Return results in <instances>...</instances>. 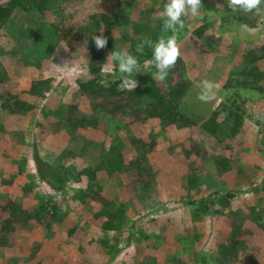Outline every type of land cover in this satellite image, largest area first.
<instances>
[{
  "label": "rangeland",
  "instance_id": "obj_1",
  "mask_svg": "<svg viewBox=\"0 0 264 264\" xmlns=\"http://www.w3.org/2000/svg\"><path fill=\"white\" fill-rule=\"evenodd\" d=\"M173 1L64 0L56 13L44 11L46 15L44 18L43 13H37L31 22L28 19H24L25 16L22 14H13L8 22L9 27H7V30L5 28L0 29V43L5 41V52L2 54L4 58L0 55V69H2L3 77L5 78L3 83H0V93H10L15 99L32 104L35 107L32 111L33 117L42 118L40 115L41 110L47 108L46 104L48 101L61 94L62 91L65 92L80 74L125 76V87L134 89L136 83L132 80V77L136 74L134 72L129 75L121 72L115 73L113 72L114 69L139 68L142 66L149 68L148 59L156 54V51L160 52V50L166 49L180 57L184 63V72H181L184 79L182 80L180 77L182 74L178 75L175 72L176 74L170 75V83L174 84L183 81L184 84L192 85L190 90L194 89L196 92H202V101L194 99V97L188 99L191 105L193 104L200 108V113L208 114L215 110L217 104L224 97H228L231 101L238 103L240 97H233L232 94L237 92L240 87L234 86L233 82L228 83L227 89L225 87L222 89V86L231 68H236L241 62V57L245 51L255 50L264 45V31H260L263 26L259 24L257 30H250L246 26L240 27V30H236L230 35L224 32L219 35L215 29V37L210 35V37L202 40L191 33L194 27L199 24L198 20L192 19L194 15L190 7H187L188 10H191L187 19L191 20L192 25L183 23L180 25L173 20H169V14L167 13H169L170 9L169 11H163L162 7L166 4H171ZM179 1L183 4L187 2V0ZM220 1L222 3L217 0H209L208 5L211 9L208 5L205 6V9L209 10V14L213 13L212 17L224 14L230 17L235 12L237 15L240 12L241 15L248 7H251L246 0H227L228 4L225 7L227 6L230 11L225 13L223 11L225 8L222 9V5L224 6L223 1L225 2V0ZM3 2L5 1L0 0V3ZM115 8L121 9L120 12L125 14L131 22L147 18L149 27H154V29L157 22L160 19H164V24L161 25L162 33L160 36L158 35L159 45L155 48H150L151 50L148 48L146 52L139 53L140 56L131 57L128 54L130 49L127 43L112 41L113 44L105 48L102 61L94 60L90 63L89 51L84 47L76 46L74 50L69 51L68 48H65L62 41H59L56 37H50L52 32L51 30L49 31V26L53 25L58 27V29L66 26L72 29V33H75L80 24L87 22L90 15H96L99 19H103V21L99 22L100 27L98 30L100 29V36L110 35L122 41L123 39L120 37L126 35L127 38L134 40V31L130 30L133 25L128 23L127 26H123L122 22L114 14ZM75 10L78 11L75 16L79 15L81 18L71 17V12ZM110 22L114 24L111 28H109ZM253 23L254 21L251 24L253 25ZM5 32L10 39L5 40ZM47 32L48 35L46 34ZM50 46L53 49H57L52 55V59L60 62V65H57L52 72H50V66L54 62H50L51 60H48V55H46L52 50ZM114 57L120 58L118 60V58ZM214 62L219 63L213 66L212 63ZM259 70H264V66L259 65ZM45 77L49 78L50 89L43 95L29 99L25 92L29 89L30 83L43 80ZM231 79L235 80L237 78L235 76ZM60 103L63 109L65 108L64 110H66V104ZM247 108H250V106H247ZM71 112L75 118L81 116L80 114L89 115L91 113L82 105L75 107ZM252 113L254 114V111ZM7 115V112L0 107V127L3 131L2 134L0 133V219L6 218V212L2 209L5 206V202L1 196L5 195V199L18 198L23 205L27 204L26 201H31L34 188L41 189L43 187V183L36 178L33 185L34 188L29 191L20 189L21 180L25 178L28 181V178H30L26 171L33 173L35 170V165L32 161L34 151L37 160L50 164L56 159L54 155H58L66 147L71 149V145L76 144L74 142L76 140L77 144L86 147L75 158L76 166H78L77 170H79L83 166L96 167L99 164L102 152L107 153L105 158L109 156L110 159H113L115 152L119 151L124 165H127L129 160L135 159L136 152L126 139L127 130L125 132V129H129L131 131L129 133H132L135 138L154 145L146 156V166H150L155 170L154 176L148 180V176L143 171H136L131 167H127L121 173L119 171L107 173L106 170L99 169L95 181L105 186L103 192L95 190L96 192L93 193L91 198L96 200H91L90 204L85 207L78 205L77 202L71 203L69 205L71 208L70 217L66 221L64 220L61 226H53L52 233L45 239L43 256L39 255L36 260L29 258L26 262L23 260L17 261L16 264H86L94 258L98 262H92L91 264H116L113 261L116 258V254L108 253L111 251L109 248L113 244L117 245V247L120 246L119 249L123 248V253L118 254L120 259L117 264H167L168 259H170L167 251L161 249L156 242H151V240L159 241L155 234L160 233L158 230L160 222L158 223V221L164 216H169L178 227L184 226L183 219H179L178 222L175 219L180 218L183 211L187 210L189 206L184 207L186 206L184 203H176V200H178L179 196L187 199L185 190L181 187L180 179L190 172V162L194 164L192 166L195 168L194 176L198 178L197 181L200 184V188L204 189L205 187L214 186L216 189L217 183L222 186V191H218L219 193L217 192L215 195L211 194V198L215 197L216 199L218 194L224 195L225 193H233L241 189L231 202L243 205L242 208L245 212L247 210L252 211L257 219L260 218L262 222L264 221V158L261 160L258 156L256 157V152L252 149L241 151V148L226 142L217 152L210 150L211 148L208 150L204 147L199 148L196 143L199 140H203V137L196 127L188 128L187 132L177 129L173 125L166 126L162 135H160L159 122L155 119L141 120L138 123L127 126V128H123L122 126H125L123 122L108 121L100 116L101 120L98 119L99 125L97 128L77 130L70 140L68 134L60 129V127L62 128V123L60 124L57 120H54L49 126L44 123L40 130L34 125L30 115L27 117H8ZM16 121L22 128L25 138L22 148L16 144L14 138L9 137V135H13L14 129H17L14 126ZM249 121L253 122L251 119ZM111 123L118 125V128L110 125ZM251 124V128H253V123ZM152 127L155 128V131H153L155 139L151 140L149 133H152ZM254 128L256 127L254 126ZM108 129H110L109 132ZM57 130L61 131L57 132ZM248 132L246 134L247 139L251 140L254 131L248 129ZM193 145L196 149L192 147ZM225 145L226 147H224ZM186 151H189L188 157L185 155ZM63 153L59 154V156L63 157L61 162L68 164L67 162L69 161L64 159L66 155H62ZM220 156L227 161L226 172H223L220 168L221 164H216V160L221 158ZM15 158H17L16 164L12 163ZM255 164L260 165V168L257 170V175L252 180L253 182L249 184L253 168L256 167ZM16 165L21 168L24 165L23 175L25 176H19L18 178L15 176L17 181L11 185L2 184L1 181L6 182L11 175L16 174ZM101 167L104 168L103 165ZM101 171L105 172V174ZM221 174H226L224 179ZM245 175L248 176L245 178ZM83 179L85 177L81 176V182L79 181L77 186L68 183L65 191L68 194H72L73 191L78 189L77 187L81 186L83 188ZM146 181L150 184L147 192L144 183ZM93 189L96 188L94 187ZM44 190L46 194H52L51 189L45 187ZM99 192L100 194H97ZM65 194L63 193L62 196L53 198L63 201L65 200ZM199 198V196L194 198V200H197L196 205H198ZM110 200L119 206L123 216L127 217L128 220L137 219L135 227L130 231L125 229V231H120L117 234L115 232L108 233V239L100 231L102 219H95L93 214L98 211L103 201L108 202ZM150 201L151 206L148 209L145 205ZM88 209L93 214H89ZM150 209L151 212L148 211ZM211 210L218 211L219 207L216 205ZM210 215L211 213L207 212L203 222L199 224L201 231L206 230V233L212 231V237L217 238L220 242L225 241V244L228 243L225 238L230 232L231 218L220 216L212 218ZM72 226H76L75 233L70 237L72 239H69L68 243L58 248L57 244L61 234L60 228H70ZM241 229L247 232L245 236L240 238L243 250L238 255L231 257L228 264H264V232L259 230L255 223L249 221ZM146 233L147 239H144L143 236ZM20 236L22 234L17 233L15 229L9 232L8 239L12 245L10 250H3L4 253L0 256V264L6 263L7 258L12 254L20 257V247L17 245ZM103 241L106 243L102 244ZM22 242L21 240L20 243ZM122 242L124 243L123 245H121ZM177 243L181 244L180 239L177 240ZM174 244L175 241L171 245L173 246ZM179 247L182 255L184 254V259L183 257L182 259L186 260L185 256L187 254L182 251V245ZM51 252L53 253L51 254ZM205 252H207L206 247L203 250V253ZM23 255L26 256L25 252Z\"/></svg>",
  "mask_w": 264,
  "mask_h": 264
},
{
  "label": "trees",
  "instance_id": "obj_2",
  "mask_svg": "<svg viewBox=\"0 0 264 264\" xmlns=\"http://www.w3.org/2000/svg\"><path fill=\"white\" fill-rule=\"evenodd\" d=\"M4 1L5 2L0 3V29L5 28L7 30V27H9L8 22L13 14H22L25 16L24 19H28L29 22H31L34 20V15L37 13H43V18L46 16L44 11L56 13L64 0ZM217 1L219 3L221 2L220 0ZM246 1L251 7H248L241 15L240 12L238 15L235 12L234 15L232 14L230 17L225 16V14L212 17L211 15H213V13L209 14V10L205 9L209 0H187L184 4L182 2L180 3L179 0H174L171 4H166L162 8L163 11H169L170 9L169 13H167L169 14V20H173L176 24L180 25L182 23L185 25L191 24V20L187 19V16L189 11L192 10L194 15L192 19L198 20L199 25L194 27L191 33L196 38L205 40V38L210 37V35L216 36L214 33L215 29L219 35L223 34V32L230 35L244 26L248 27L250 30H257L259 24H261L263 27L260 31L263 32L264 0ZM223 4L224 6L222 5V9L225 8L223 11L225 13L229 12L230 10L227 6L225 7L228 1H223ZM187 7H190L191 10H188ZM208 7L211 9L209 5ZM120 11L121 9L118 10L115 8L114 14L122 22L123 26H127L128 23L133 25L130 30L134 31V40L127 38L126 35L120 37L123 39L122 41L110 35L100 36V29L98 30L100 27L99 22L103 21V19H99L96 15H90L85 24H80L78 26V30L75 33H72V29L66 26L62 29H58V27H54L53 25L49 26V31L51 30L52 32V36L50 37H56L59 41H62L65 48H68L69 51L74 50L76 46L84 47L89 51L90 63L94 60L102 61L105 48L111 46L114 41L127 43L130 49L128 54L131 57L140 56L139 53L143 51L146 52L148 48L151 50L152 47L155 48L159 45L160 40L158 37L162 33L161 25L164 24V19H160L159 21L155 20L158 22L154 29V27H149L150 25L148 24L147 18L131 22L128 17ZM172 12H174V14H172ZM71 13V17L81 18L79 15L77 17L75 16L78 14V11L75 10ZM252 21H254L253 25L251 24ZM113 25L114 24L110 22L109 28ZM46 34L48 35V32ZM4 36L5 40L10 39L6 32ZM111 38L113 39L111 40ZM4 48L5 41L0 43V55L3 58L4 55L2 54L5 52ZM50 48L52 49L51 52L46 55H48V60H51L50 62H54L52 63L53 65L50 66V72H52L57 65H60V62L52 59V55L57 49H53L51 46ZM125 55L127 56V54ZM114 58H118L119 60L120 57ZM217 63L219 62H214L212 65L215 66ZM148 64L149 68L142 66L139 68L114 69L113 72H121L125 75L134 72L136 74L132 77V80L136 83L134 89L125 87V76H113V74H106L103 76L80 74L73 84L68 86L65 92L62 91L61 94L48 101L46 104L47 108L41 110L40 115L42 118H38L37 116L33 117L34 114L32 111L35 107L32 104L17 100L10 93H0V107L7 112L8 117L32 116L34 125L40 130L44 123L49 126L54 120H57L60 124L62 123V128L60 127V129L68 134L70 140L77 130L97 128L99 125L98 119L101 120L100 116L108 121L123 122L125 124V126H122L123 128H127V126L138 123V121L141 120L155 119L159 122L158 129L160 135H162L166 126L173 125L177 129L187 132L188 128L196 127L203 137V140H199L196 143L199 148L204 147L207 150L211 148L210 150L217 152V150L223 146L224 142L229 144L232 143L234 146L241 148V151H247L248 149L254 150L256 152V157L258 156L263 160L264 70L260 71L259 65L264 66V45L255 50L245 51L241 57V62H239L237 66L238 68L232 67L227 74L222 89L224 87L226 88L229 82H233L234 86L237 85L238 88L240 87V89H238L239 91L237 90V92L232 94L233 97H240L239 102L235 103V101H231L228 97H224L217 104L215 110L208 114L200 113V108L188 102V99L193 97L194 99L202 101V92H196L194 89L190 90L192 85L184 84L183 81L174 84L170 83V75L175 72L180 75L182 74L181 72H184V63L180 57L175 55L172 51L164 49L162 51L160 50V52L156 51V54L148 59ZM235 76L237 79L232 80L231 78ZM180 77L182 80L184 79L183 74L182 76L180 75ZM4 79L3 71L0 69V83H3ZM50 87L51 83L49 78L45 77L43 80L32 81L29 85V89L25 93L28 95V98L31 99V97L43 95ZM60 102L66 104V110H64L65 108L63 109ZM81 105L91 113L89 115L80 114L81 116L75 118L71 111L75 107H80ZM247 106H250V108H247ZM251 111H254V114ZM250 119L253 120V122H250ZM251 123H253V128H251ZM110 125L118 128V125L116 126L114 123ZM14 126L17 129H14L12 132L13 135L11 134L9 137L14 138L16 144L22 148L25 139L23 130L18 124V121L14 123ZM254 126L256 128H254ZM152 128V133H149L151 140L155 139L153 136L155 128ZM248 129L254 131L251 140L247 139L246 134L249 133ZM126 130V139L136 152L135 159L129 160L127 165H124L119 151L117 153L115 152L113 159H110L109 156L105 158L107 153L102 152L99 164L96 167L91 166V168H89L90 166H83L77 170L78 166H76L75 158L79 156V152L84 151L83 148L86 147L77 144L76 140H74L76 144H72V147H70L71 149L66 147L60 152H64L62 154L66 155L64 159H68L69 161L67 162L68 164L64 163L66 165L61 162L63 157L61 155L59 156L60 153L54 155L56 159H54L53 163L45 164L42 163L41 160H37L34 151L32 161L35 165V170L33 173L26 171V174L30 178L27 177L28 181L25 178L21 180L22 185L20 189L29 191L34 188L33 185L35 184L34 181L36 178L43 183L42 186L44 188L33 189V196H31V201L27 208H23L22 201L18 198L5 199V195L1 196L5 202V206L2 209L6 212V218L0 219V255L2 249L8 245L7 234L9 231L15 228L21 231L36 230L39 233V239H46L52 233L53 226H61L64 219L70 217L71 208L69 205L71 203L77 202L78 205L85 207L87 205L86 202L91 199L93 193L100 189L94 178L99 169H104L107 173L112 171H119V173H121L125 171L127 167H131L136 171H143L148 176V180L150 177L154 176L155 170L150 166H146V156L154 145L135 138L132 133H129L131 132L129 129H125V132ZM60 131L61 130H57V132ZM109 131L110 129H108V132ZM0 133H3L1 127ZM113 136H115V134H113ZM192 147L196 149L194 145ZM224 147H226V145ZM188 153L189 151L185 152L187 157L189 155ZM16 161L17 158H15L12 163L16 164ZM189 164L190 172L180 179L181 187L184 188L187 199L179 196L178 200H176V203H184L186 205L184 207L189 206L187 210L183 211L180 218L175 219L177 222L179 219H183L184 226L180 228L169 216H164V218H160L158 221V223L160 222L158 224L160 233L155 234L159 241L151 240V242H156L161 249L167 251L168 257L170 258L167 264H228L231 257L238 255L241 250H243L240 238L245 236L247 232L244 229L242 230L241 227L249 221L255 223L259 230L264 232V221L262 222L260 218L257 219L252 211L247 210V212H245L242 208L243 205L233 204V202H231L241 189L233 193H225L224 195L218 194V198L216 199L215 197L211 198V194L215 195L218 191H222V186L217 183L216 189L214 186L205 187L204 189L200 188V184L197 181L198 178L194 176L195 168L192 167L194 164L192 162ZM216 164H221L220 168L223 172L227 171V161L224 158H218ZM24 165L22 168L16 165V174L11 175L9 180L6 182L1 181V183L11 185L13 182L17 181L15 180V176H17L16 178L19 176L24 177ZM102 165L104 168L101 167ZM255 165L256 167L253 168L249 184L253 182L252 180L257 175V170L260 168V165ZM225 175L226 174H221V177L224 179ZM81 176L85 177V179L82 180V182H84V187L82 188L79 186L77 187L78 189L73 191L74 194H68L65 191L67 184L71 183L73 186H77L81 180ZM246 176L248 175H245V178ZM144 183L147 192L150 188V184H148L147 181ZM45 187L52 190L51 195L46 194L44 190ZM94 187L96 189H93ZM63 193H66L65 200L60 201L53 198L62 196ZM196 196L200 197L198 205H196L197 200H194ZM148 203L145 206L149 209L151 201ZM216 205L219 207V210H211ZM148 211L151 212V209ZM207 212L211 213L210 217L212 218L217 216L231 218L229 227L230 232L225 238L228 243L225 244V241L220 242L217 238L212 237V231L208 233H206V230L203 232L201 231L199 224L203 222ZM93 216L95 219H102L100 224V231L102 234L108 231L115 233L120 231L123 232L125 229L130 231L135 227L137 219L135 218L133 221L128 220L127 217L123 216L119 206L115 205L112 200L108 202L103 201L101 207ZM75 229L76 226L60 228L61 234L57 244L58 248L72 239L70 237L75 233ZM143 238L147 239V233ZM179 239L181 244L177 243ZM174 241L175 244L172 246L171 244H173ZM105 243L106 242L103 241V244ZM180 245H182V251L187 254V256H185L186 260H183L184 254L182 255L179 247ZM204 247L207 248L208 253H203ZM44 248L45 246L43 247V251ZM52 253L53 252H51V254ZM112 253L118 255L119 249L117 248V250L109 251V254ZM35 255L36 250H30V259H35Z\"/></svg>",
  "mask_w": 264,
  "mask_h": 264
},
{
  "label": "crops",
  "instance_id": "obj_3",
  "mask_svg": "<svg viewBox=\"0 0 264 264\" xmlns=\"http://www.w3.org/2000/svg\"><path fill=\"white\" fill-rule=\"evenodd\" d=\"M101 172H103V171H101ZM98 173V172H97ZM96 173V174H97ZM104 174H105V172H103ZM96 174H95V176H94V178L96 179ZM96 183H99L98 184V188H100L99 190L100 191H102L103 192V188L105 187L103 184H100V182H97L96 181ZM97 194H100V192L99 193H97ZM97 197H99V196H97ZM99 199V198H98ZM91 200H96V199H89L86 203L87 204H90V201ZM26 203L27 204H23L22 206H23V208H27L28 206H29V203L30 202H28V201H26ZM99 210V209H98ZM86 213H87V211H86ZM88 213L89 214H93V212L91 211V210H89L88 209ZM68 218H66V219H64L65 221L67 220ZM101 219V218H100ZM15 231L17 232V233H19V234H22V236H20L19 237V241H18V243H17V245L20 247V257H17V256H15L14 254H12L9 258H7V262L6 263H4V264H7V263H9V264H16V262L17 261H21V260H23L24 262H26L27 260H29V254H30V250H32V249H34V250H36V255L34 256V258H35V260L39 257V255H41V256H43V247L45 246V239L43 238V239H39L38 237H39V233L36 231V230H33V231H24V230H20V229H16L15 228ZM10 232V231H9ZM9 232H8V234H7V243H8V245L5 247V248H3L2 249V253H1V255H3V250H5V249H7V250H10V247H11V245L12 244H10V242H9V239H8V235H9ZM108 233H114V232H110V231H108V232H104L103 234H105L106 235V237L109 239V236H108ZM117 234V233H116ZM23 241L22 243H20V241ZM119 243H120V241H119ZM125 243H126V241H125ZM103 244V243H102ZM117 244H118V242H117ZM124 243L122 242L121 243V245H123ZM105 246V245H104ZM119 247L120 246H118L117 247V245H115V244H113V246L111 245L110 246V250H117V248L119 249ZM121 249V248H120ZM25 252V254H26V256H24L23 255V253ZM109 253V252H108ZM123 253V248L121 249V250H119V255L120 254H122ZM0 255V256H1ZM18 259V260H17ZM120 259V257L119 256H117L116 255V258H115V262H116V264H117V261ZM12 260H14V261H12ZM97 261V259L96 258H94V259H92V260H90L88 263H92V262H96ZM98 262V261H97ZM88 263H86V264H88ZM24 264V263H23Z\"/></svg>",
  "mask_w": 264,
  "mask_h": 264
},
{
  "label": "clouds",
  "instance_id": "obj_4",
  "mask_svg": "<svg viewBox=\"0 0 264 264\" xmlns=\"http://www.w3.org/2000/svg\"><path fill=\"white\" fill-rule=\"evenodd\" d=\"M67 187V186H66ZM72 189V188H71ZM120 250V249H119ZM118 256V255H117Z\"/></svg>",
  "mask_w": 264,
  "mask_h": 264
}]
</instances>
